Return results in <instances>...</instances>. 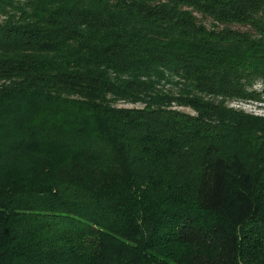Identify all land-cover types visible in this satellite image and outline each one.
<instances>
[{
  "label": "trees",
  "instance_id": "trees-1",
  "mask_svg": "<svg viewBox=\"0 0 264 264\" xmlns=\"http://www.w3.org/2000/svg\"><path fill=\"white\" fill-rule=\"evenodd\" d=\"M234 101L264 102V0H0V264H264Z\"/></svg>",
  "mask_w": 264,
  "mask_h": 264
},
{
  "label": "rangeland",
  "instance_id": "rangeland-1",
  "mask_svg": "<svg viewBox=\"0 0 264 264\" xmlns=\"http://www.w3.org/2000/svg\"><path fill=\"white\" fill-rule=\"evenodd\" d=\"M205 23L207 25H210L209 20H205ZM255 88L257 89H261V84L257 83L255 86ZM119 105L121 106H126V107H131L133 106L132 104L129 103H122L120 102ZM231 106L236 107V108H240L244 111H248L250 113H254V114H259V115H263L264 116V102H259V101H241V102H230ZM188 112L193 113L191 110L186 109Z\"/></svg>",
  "mask_w": 264,
  "mask_h": 264
}]
</instances>
